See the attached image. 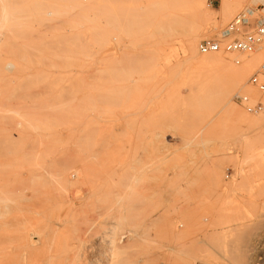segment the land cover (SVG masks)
<instances>
[{
	"label": "rangeland",
	"instance_id": "rangeland-1",
	"mask_svg": "<svg viewBox=\"0 0 264 264\" xmlns=\"http://www.w3.org/2000/svg\"><path fill=\"white\" fill-rule=\"evenodd\" d=\"M193 2L0 0V264H264V109L234 100L255 98L264 48L198 52L230 55L229 71L185 50L193 32L222 39L239 12L264 15V0L225 15L207 0L210 30Z\"/></svg>",
	"mask_w": 264,
	"mask_h": 264
},
{
	"label": "bare ground",
	"instance_id": "bare-ground-1",
	"mask_svg": "<svg viewBox=\"0 0 264 264\" xmlns=\"http://www.w3.org/2000/svg\"><path fill=\"white\" fill-rule=\"evenodd\" d=\"M163 1H164V0H160V2H163ZM206 2H207V0H194V2H193V6H192V9H191V10L193 11V15H195L194 18H195V19H196V20H197L202 26L205 25V27L208 28L207 30H210L211 28H209L208 24H209L212 20H211L210 18H208V17L205 15V12H204V10H205V8H206ZM208 3H209V0H208ZM221 4H222V5H221V8H220V12H221L222 14L225 15V14H227L228 12H230V11L232 10V8L234 7V4H235V3H234V0H223V2H222ZM263 4H264V3H263ZM207 5H208V4H207ZM208 7H210V4L208 5ZM133 9H134V8H133ZM133 9H132V11H133ZM123 11H124V10H123ZM205 11H206V10H205ZM158 27H159V26H158ZM158 27H157V28H158ZM199 37H200V35H199L198 32H193V33L190 34V36L188 37L187 41L185 42V50H186V54H187V58H188V59H190V60H194V61H198V62L203 63V64H205V65H206V64H208V65H211V64H215V65H224L225 69L228 68V71H229L231 68H233V67H232V64H231V63H232V57H231L230 55H228V57H227V55L225 56V55H222V53H217V54H210L209 56H200V55L198 54V51H197V45H198V42H197V41H198V38H199ZM214 53H215V52H214ZM263 55H264V54H263ZM263 55H262V56H263ZM228 59H229L230 61H228ZM244 59H246V58H244ZM262 60H264V59H262V57H261V58H258V59H256V63L259 64V63L262 62ZM260 61H261V62H260ZM226 66H227V67H226ZM216 67H217V66H216ZM229 67H230V69H229ZM3 69H4V68H2V70H3ZM212 69H213V68H212ZM0 70H1V69H0ZM231 70H232V69H231ZM233 70H234V69H233ZM3 71H4V70H3ZM37 71H38V70H37ZM234 71H235V70H234ZM230 72H231V71H230ZM232 72H233V71H232ZM38 74H40V73H38ZM236 74H237V73H236ZM202 77H203V76H202ZM218 77H219V76H218ZM88 78H89V76H88ZM241 78H242V77H241ZM241 78H240V79H241ZM89 79H90V78H89ZM3 80L5 81V79H3ZM7 80H9V81H10L9 84H11V79H7ZM45 80H46V79H45ZM0 81H1V80H0ZM9 81H7V84H8ZM24 81H25V79H24ZM53 81H54V80H53ZM56 81H57V80H56ZM210 81H211V80H210ZM210 81H209V82H210ZM12 82H13V81H12ZM17 82H18V81H17ZM17 82H16L15 84H17ZM38 82H39V81H38ZM40 82H41V81H40ZM61 82H63V81H61ZM5 83H6V81H5ZM22 83H23V81L21 82V84H22ZM29 83H31L30 80H29ZM35 83H36V82H35ZM52 83H53V82H52ZM54 83H55V82H54ZM59 83H60V82H59ZM59 83H58V84H59ZM64 83H65V82H64ZM75 83H76V82H75ZM3 84H4V83L1 82V87L3 86V88L0 87V90L2 91V92L0 91V92L2 93V94L0 93V95H2V97H3V90H4V88H5ZM36 84H37V83H36ZM36 84H35V85H36ZM45 84H46V83H45ZM60 84H61V83H60ZM60 84H59V85H60ZM213 84H214V83H213ZM49 85H51V83H50ZM54 85H57V84L55 83ZM7 86H8V85H7ZM7 86H6V88L9 87V86H8V87H7ZM13 86H14V85H13ZM18 86H19V84H18V85H15V88L17 87L18 89H20ZM24 86H25V87H28L29 85H27V86L24 85ZM24 86H23V88H25ZM77 86H78V85H77ZM206 86H207V85H206ZM48 87H49V89L51 88L50 91L53 90V88H54V86H52V87L48 86ZM58 87H59V86H58ZM58 87H56V89H57ZM9 88H10V87H9ZM12 88L14 89V87H12ZM17 88H16V89H17ZM21 88H22V87H21ZM66 88H67V87H66ZM237 88H238V87H237ZM253 88H254V87H253ZM13 89H12V90H13ZM28 89H30V88H28ZM45 89H46V88H45ZM71 89H72V88H71ZM71 89H70V90H71ZM255 89H256V88H255ZM9 90H10V89H9ZM12 90L10 91L11 93L14 91V90H13V91H12ZM20 90H21V89H20ZM20 90H19V91H20ZM22 90H23V89H22ZM62 90H63V88H62ZM77 90H78V89H77ZM87 90H88V89H87ZM15 91H16V90H15ZM19 91H18V92H19ZM26 91H27V89H26ZM30 91H31V90H30ZM60 91H61V90H60ZM75 91H76V90H75V88H74V92H75ZM7 92H8V91H7ZM7 92H4V93H7ZM78 92H79V91H78ZM30 93H31V92H30ZM35 93H37V92H35ZM48 93H50V92L48 91ZM59 93H60V92H59ZM59 93H58V94H59ZM13 94H14V92H13ZM31 94H32V93H31ZM42 94H44L43 91H42ZM42 94H41V95L39 94V95L42 96ZM58 94H57V99H59L58 96H60V95L63 94V93H62V91H61V94H59V95H58ZM67 94H68V93H67ZM70 94H71V93H70ZM76 94H77V93H76ZM8 95H9V98H8V96H6V97L8 98L7 101L10 100L11 97H14V96H13L12 94H10V93H8ZM11 95H12V96H11ZM14 95H15V94H14ZM29 95H30V94H29ZM37 95H38V94H37ZM20 96H21V95H20ZM33 96L35 97L34 92H33L32 97H33ZM54 96H55V95H54ZM61 96H62V95H61ZM64 96H65V95H64ZM74 96H75V94L72 95V97H74ZM254 96H255V99H262L263 102H264V93H261V92H259L258 90H255V92H254ZM6 97L4 98L5 100H6ZM17 97H18V96H17ZM28 97H29V96H28ZM36 97L38 98V96H36ZM21 98H22V96H21ZM21 98H20V99H21ZM37 98H36V99H37ZM40 98H41V97H40ZM42 98H45V97H42ZM53 98H54V97H53ZM65 98H66V96L64 97V99H65ZM70 98H71V97H70ZM13 99H14V98H12V101H17V100H18V99H17V100H16V99L13 100ZM26 99H27V98H25V101H26ZM29 99L31 100L32 98H29ZM29 99H28V100H29ZM76 99H77V98H76ZM5 100H3V103H4ZM37 100H38V99H37ZM50 100H51V99H50ZM20 101H21V100H20ZM23 101H24V100H23ZM52 101H55V99L52 100ZM60 101H63V99L60 98ZM60 101H59V102H60ZM66 101H67V100H66ZM73 101H75V100H73ZM77 101H78V100H77ZM1 102H2V101H1ZM1 102H0V104H1ZM56 102H57V101H56ZM56 102H55V103H56ZM75 102H76V101H75ZM8 103H9V101H8ZM14 103H15V102H14ZM45 103H46V102H45ZM45 103H43V105H44ZM48 103H49V102H48ZM52 103H53V102H52ZM64 103H65V101H64ZM17 104H18V101H17ZM17 104H16L15 106L18 107V108H20L21 105H20V106H17ZM39 104H40V103H39ZM39 104H37V105L40 106ZM49 104H50V103H49ZM70 104H71V103H70ZM70 104H69V105H70ZM74 104H75V103H74ZM1 105H2V104H1ZM6 105L8 106L9 104H6V103H5L4 106H6ZM10 105H11V104H10ZM10 105H9V106H10ZM37 105H36V106H37ZM51 105H52V104H51ZM53 105H54V104H53ZM228 105H230V106L228 107V109H230V110L233 111L234 113H236V114L241 113V110H240L236 105H234V104H232V103H229ZM23 106H24V105H23ZM23 106H22V107H23ZM25 106H26V105H25ZM25 106H24L23 108H25ZM31 106H32V105H31ZM33 106H35V104H34ZM48 106H49V105H48ZM58 106H59V105H58ZM64 106H65V105H64ZM10 107H12V106H10ZM10 107H8V108L11 109ZM27 107H28V106H26V108H27ZM52 107H53V106H52ZM60 107H61V106H60ZM79 107H80V106H79ZM38 108H39V107H38ZM40 108H41V107H40ZM40 108H39V109H40ZM43 108L45 109V107H43ZM49 108H50V106H49ZM0 109H3V108L0 107ZM12 109H14V108H12ZM15 109H16V108H15ZM29 109H30V108H29ZM31 109L33 110V107H32ZM31 109H30V110H31ZM59 109H60V108H59ZM71 109H72V107H71ZM23 110H24V109H23ZM42 110H43V109H42ZM46 110H47V107H46ZM49 110H50V109H49ZM49 110H48V111H49ZM51 110H52V109H51ZM72 110H73V109H72ZM6 111H7V110H6ZM6 111H5V112H6ZM34 111H35V110H34ZM59 111H60V110H59ZM61 111H62V110H61ZM88 111H89V110H88ZM231 111H230V112H231ZM263 111H264V110H263ZM1 112H2V110H1ZM19 112H20V111H19ZM24 112H26V111H24ZM27 112H28V111H27ZM27 112H26V114H27ZM39 112H40V111H39ZM43 112H44V111H43ZM46 112H47V111H46ZM10 113H11V115H13V116L16 115V113H14L13 111H12V112H9V114H10ZM12 113H14V114H12ZM20 113H22V111H21ZM30 113H32V112H30ZM40 113H41V112H40ZM61 113H64V112H61ZM231 113H232V112H231ZM1 114H2V113H0V115H1ZM4 114H5V113H4ZM6 114H7V113H6ZM34 114H35V113H34ZM51 114H52V111H51ZM51 114L48 113L47 116H48V115H51ZM59 114H60V113H59ZM232 114H233V113H232ZM17 115H18V113H17ZM17 115H16V116H17ZM24 115H25V114H24ZM30 115H31V114H29V116H30ZM36 115H37V114H36ZM73 115H74V114H73ZM1 116H2V115H1ZM1 116H0V117H1ZM5 116H6V115H5ZM71 116H72V115H71ZM17 117H19V115H18ZM24 117H25V116H24ZM32 117H33V114H32ZM58 117H60V116H58ZM19 118L21 119L22 117H19ZM41 118H42V117H40L39 119H41ZM2 119H3V117H2ZM4 119H5V118H4ZM15 119H16V118H15ZM17 119H18V118H17ZM27 119H28V117H27ZM27 119H26V120H27ZM11 120H12V119H11ZM34 120H35V119H34ZM41 120H42V119H41ZM43 120H44V119H43ZM63 120H64V119H63ZM17 121H18V120H17ZM22 121H23V118H22ZM22 121H20L22 124H23V123L27 124L25 121H24V122H22ZM27 121H28V120H27ZM31 121H32V120H31ZM44 121H45V120H44ZM46 121H47V120H46ZM12 122H13V121H12ZM33 122H36V121H33ZM70 122H71V121H70ZM74 122H75V120H74ZM6 123H7V122H6ZM37 123H38V125H39V124L41 125V123L38 122V120H37ZM72 123H73V122H72ZM76 123H78V122H76ZM76 123H74V125H77ZM9 124H11V123H9ZM9 124H6V125H8V126L10 127L12 124H11V125H9ZM14 124H15V123H13V125H14ZM30 124H31V122H30ZM30 124L28 125L29 128L31 127ZM33 124H34V123H33ZM43 124H44V123H43ZM43 124H42V125H43ZM54 124H55V123H54ZM65 124L68 125V123H65ZM69 124H71V123H69ZM35 125H36V123H35ZM38 125H36V126H38ZM72 125H73V124H72ZM26 126H27V125H26ZM33 126H34V125H33ZM36 126H34L35 129L37 128ZM43 126L48 127V126L45 125V124H44ZM60 126H62V125H60ZM89 126H90V125H89ZM11 127H12V126H11ZM16 127H17V126H16ZM22 127H23V125H22ZM34 127H32V129H34ZM41 127H42V126H40V128H41ZM2 128H4V127H2ZM2 128L0 127V129H1L0 132H2V130H3ZM20 128H21V127H20ZM43 128H44V127H43ZM43 128L41 129L42 131H43ZM48 128H49V127H48ZM64 128H65V126H64ZM4 129H5V128H4ZM21 129H22V128H21ZM45 129H47V128H45ZM45 129H44V130H45ZM7 130H8V128H7ZM15 130H16V129H15ZM22 130H24V129H22ZM28 130H29V129H28ZM36 130H37V129H36ZM39 130H40V129H39ZM13 131H14V130H13ZM30 131H31V130H30ZM49 131H50V130H48L47 132H49ZM4 132H5V131H4ZM6 132H7V131H6ZM31 132H32V131H31ZM34 132H35V130H34ZM67 132H68V131H67ZM8 134H9V133L4 134V135H5V138H6V136H7ZM69 134L71 135V133H69ZM88 134H89V133H88ZM24 135H25V134H24ZM24 135H23V136H24ZM30 135H32V134H30ZM34 135H35V134H34ZM43 135H44V134H43ZM43 135H41V136H43ZM2 136H3V135H2ZM8 136H9V135H8ZM8 136H7V137H8ZM10 136H11V135H10ZM10 136H9V137H10ZM36 136H39V135L36 134ZM36 136H35V137H36ZM49 136H53V135L51 134V135H49ZM55 136H56V135H55ZM88 136H89V135H88ZM20 137H22V135H20ZM25 137H26V138H29L27 135H25ZM39 137H40V136H39ZM39 137H36V143H37V138H39ZM47 137H48V135H47L45 138L47 139ZM53 137H54V136H53ZM68 137H69V135H68ZM91 137H92V136H91ZM0 138L3 139V137H1V135H0ZM12 138H13V137H12ZM26 138H25V140H28V139H26ZM42 138H44V136H43ZM57 138H58V136H57ZM64 138H65V137H64ZM71 138H72V137H71ZM18 139H19V137H18ZM20 139H21V138H20ZM40 139H41V137H40ZM48 139H50L51 141H53V140H52V139H53L52 137H51V138L49 137ZM62 139H63V138H62ZM3 140H4V139H3ZM6 140H7V139H6ZM8 140H9V138H8ZM10 140H11V138H10ZM15 140H17V139H15ZM23 140H24V138H23L22 140H20V141H23ZM41 140L43 141V139H41ZM50 140H49V142H50ZM63 140H64V139H63ZM65 140H66V139H65ZM65 140H64V141H65ZM91 140H92V139H91ZM0 141H1V140H0ZM12 141H14V138H13V140H11V142H12ZM29 141H30V140H29ZM39 141H40V140H38V142H39ZM42 141H41V142H42ZM57 141H58V140H57ZM5 142H6V141H5ZM7 142H9V141H7ZM14 142H16V141H14ZM14 142H13V143H14ZM25 142H26V141H25ZM1 143H3V142L1 141V142H0V145H1ZM16 143H17V142H16ZM16 143H14V144H16ZM19 143H20V142H18V144H19ZM28 143H29V142H28ZM33 143H34V146H36V145H35V142L32 141V144H33ZM44 143H47V142H44ZM9 144H10V142H9ZM9 144H8V145H9ZM29 144H30V148H32V149L35 148V147H33V146L31 147V143H29ZM42 144H43V143H42ZM76 144H77V143H76ZM5 145H6V144H5ZM5 145H2V146H5ZM10 145H11V144H10ZM23 145H24V143H23ZM2 146H1V147H2ZM11 146H12V145H11ZM15 146H16V145H15ZM27 146H28V145H27ZM27 146H26V149L29 147V146H28V147H27ZM8 147H9V146H8ZM17 147H18V145H17ZM91 147H92V146H91ZM3 148H4V147H3ZM22 148H23V147H21V150H22ZM40 148H41V147H40ZM12 149H13V148H12ZM23 149H24V148H23ZM48 149H49V148H48ZM1 150H3V149L1 148ZM4 150H5V149H4ZM6 150H7V148H6ZM6 150H5V152H6V154H7V151H6ZM19 150H20V149H19ZM29 150H30V149H29ZM29 150L27 149L28 154H26L27 152L25 151V152H26V153H25L26 155L24 154V157L27 156V155H29V153H30V154L32 153V152H31L32 150H30V152H29ZM36 150H37V147H36ZM34 151H35V150L33 149V152H34ZM1 152H2V151H0V154H1ZM10 152H11V148H10ZM16 152H17V151H16ZM16 152H15V153H16ZM18 152H19V151H18ZM22 152H23V151H22ZM35 152H36V151H35ZM47 152H48V151H47ZM12 153H13V151H12ZM36 153H37V152H36ZM16 154H18V153H16ZM16 154H14V155H16ZM21 155L23 156V154H21ZM33 155L37 156L38 154H37V155H36V154H33ZM33 155L31 154V157H29L30 155L28 156V158L26 157V158H25L26 161H25V159L23 160V161H25V163H24L25 166L22 165L23 168H24V167H27L28 164H29V165L32 164V162H30V159H32L33 157H35V156H33ZM44 155H45V154H44ZM4 156H5V155H4ZM4 156L1 154V157H4ZM7 156H8V154H7ZM10 156H13V155L11 154V155H9L8 157H10ZM32 156H33V157H32ZM63 156H64V155H63ZM24 157H23V158H24ZM77 157H78V156H77ZM6 158H7V157H6ZM15 158H16V157H15ZM18 158H19V157H18ZM18 158H17L16 161H15V162H16V165H18V164H17ZM23 158H21V159H23ZM29 158H30V159H29ZM35 159H36V158H35ZM35 159H34L33 163L35 162ZM57 160H58V159H57ZM6 161H7V160H6ZM11 161L13 162L14 159H11L10 162H11ZM19 161H20V160H19ZM27 161H28V163H26ZM74 161H75V160H74ZM0 162H2V161H0ZM29 162H30L31 164H30ZM79 162H80V161H79ZM19 163H20V165H21V161H20ZM38 163H39V162H38ZM5 164H7V163H5ZM12 164H13V163H12ZM26 164H27V165H26ZM0 165H3V166H4L3 162H2V164L0 163ZM8 165H9V164H8ZM14 165H15V164H14ZM14 165H10V166H13V167H14ZM6 166H7V165H6ZM10 166H9V167H10ZM16 167H19V166H15V169H14L15 171H14V172H16L17 169H18V168H16ZM31 167L33 168V167H36V166H35V164H33V165H31ZM2 168H3V167H2ZM2 168H1V169H2ZM5 168H6V167L4 166V169H2V171H4ZM20 168H21V166H20ZM20 168H19V169H20ZM27 168H28V167H27ZM29 168H30V166H29ZM1 169H0V172H1V175H2L4 172H2ZM19 169H18V170H19ZM6 170H7V169H6ZM8 171H9V169H8ZM8 171H7V172H8ZM10 171H11V170H10ZM17 172H18V171H17ZM28 172H29V171H28ZM37 172H38V171H37ZM45 172H46V170H45ZM47 172H48V171H47ZM57 172H58V171H57ZM11 173H13V171H11ZM29 173H31V172H29ZM4 174H5V173H4ZM13 174H15V173H13ZM34 174H35V173H34ZM10 175H11V174H10ZM28 175H29V174H28ZM46 175H47V174H46ZM15 176H16V175H15ZM36 176H37V175H36ZM40 176H41V175H40ZM20 177H21V176H20ZM20 177H19V179H18V183H19V180H21V182L23 181ZM5 178H6V177H5ZM0 179H2V178H0ZM23 179H24V178H23ZM32 179H33V178H32ZM35 179H36V178H35ZM3 180H4V178H3ZM14 180H16V177L14 178ZM14 180H13L12 182H14ZM4 181H5V180H4ZM6 181H9V179H6ZM29 181H30V180L26 181V183L29 182ZM12 182H11V183H12ZM1 183H2V182H1ZM3 183H4V182H3ZM7 183H8V182H7ZM11 183H10V185H8V186L6 185L7 188H8L9 186H11ZM14 183H15V182H14ZM14 183H13V184H14ZM18 183L16 182V184H18ZM26 183H25V185L20 184V186L22 185V187H24V186H27V187H28V185H26ZM4 184H5V183H4ZM2 185H3V184H2ZM14 185H15V184H14ZM31 186H32V184H31ZM14 188H15V187H14ZM18 188L20 189V187L17 186V189H18ZM19 189H18V190H19ZM24 189L27 190V189H29V187H28V188H25V187H24ZM24 189H21L20 192H21V191L24 192ZM31 189H32V187H31ZM1 191H5V190H2V188H1ZM6 191H7V192H8V191L10 192V190H6ZM29 191H30V190H29ZM9 192H8V193H9ZM13 192H14V190H13ZM1 193H2V192H1ZM3 194H6V192H5V193H2V195H3ZM22 194H23V193H22ZM24 194H25V192H24ZM0 195H1V194H0ZM6 195H7V194H6ZM11 195H16V194H13V193H12ZM126 195H127V194H126ZM22 196H23V195H22ZM0 197H1V196H0ZM2 197H3V196H2ZM2 197H1V199H2ZM127 197H128V196H127ZM13 198H14V197H13ZM16 198H17V197H16ZM25 199H26V198H25ZM7 200H8V199H7ZM13 200H15V198H14ZM2 201H3V199H2ZM5 201H6V199H5ZM5 201H4V203H5ZM8 201H9V200H8ZM9 202H10V201H9ZM27 202H28V201H27ZM1 204H3V203L1 202ZM1 204H0V205H1ZM6 205H7V204H6ZM124 212H125V211H124ZM108 219H109V218H108ZM27 222H28V221H27ZM75 222H76V221H75ZM119 224H120V223H119ZM233 246H234V245H233Z\"/></svg>",
	"mask_w": 264,
	"mask_h": 264
},
{
	"label": "built area",
	"instance_id": "built-area-1",
	"mask_svg": "<svg viewBox=\"0 0 264 264\" xmlns=\"http://www.w3.org/2000/svg\"><path fill=\"white\" fill-rule=\"evenodd\" d=\"M221 0H209L214 6ZM256 9L239 12L223 29L222 39L206 37L198 42L197 49L201 54L214 52H245L255 53L264 48V15L254 17ZM240 61L237 60V63ZM248 84L264 93V60L259 68L248 79ZM234 100L242 105L249 113H257L264 109L262 99H255L250 95L236 94Z\"/></svg>",
	"mask_w": 264,
	"mask_h": 264
}]
</instances>
